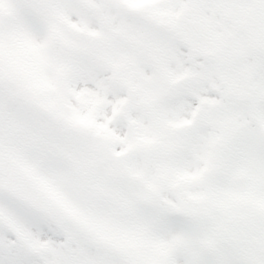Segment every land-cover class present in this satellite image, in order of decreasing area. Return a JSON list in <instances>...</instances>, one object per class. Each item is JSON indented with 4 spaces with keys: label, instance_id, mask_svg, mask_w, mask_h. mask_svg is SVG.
I'll use <instances>...</instances> for the list:
<instances>
[{
    "label": "snow or ice",
    "instance_id": "1",
    "mask_svg": "<svg viewBox=\"0 0 264 264\" xmlns=\"http://www.w3.org/2000/svg\"><path fill=\"white\" fill-rule=\"evenodd\" d=\"M0 264H264V0H0Z\"/></svg>",
    "mask_w": 264,
    "mask_h": 264
}]
</instances>
